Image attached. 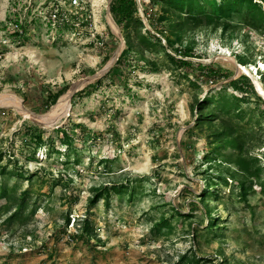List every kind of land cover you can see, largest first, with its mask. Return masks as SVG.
<instances>
[{
    "label": "rangeland",
    "instance_id": "obj_1",
    "mask_svg": "<svg viewBox=\"0 0 264 264\" xmlns=\"http://www.w3.org/2000/svg\"><path fill=\"white\" fill-rule=\"evenodd\" d=\"M51 1L0 0V264H264V22Z\"/></svg>",
    "mask_w": 264,
    "mask_h": 264
},
{
    "label": "trees",
    "instance_id": "obj_2",
    "mask_svg": "<svg viewBox=\"0 0 264 264\" xmlns=\"http://www.w3.org/2000/svg\"><path fill=\"white\" fill-rule=\"evenodd\" d=\"M173 7L181 12L187 13L188 15L197 14H214L220 17H229L233 13L239 14L244 20L251 25L258 26L264 22V8L259 0H168ZM264 3V0H263ZM207 5L210 6V10H207ZM112 12L117 16V23L120 25L125 21L133 19L134 15L138 12V1L137 0H115L111 5ZM209 11V12H208ZM186 55H192L191 50H185ZM123 56V55H122ZM121 56V57H122ZM182 63H189L187 60L181 59ZM203 64V63H200ZM62 91L56 93L52 101L56 102L62 95ZM35 139L42 143L43 137L41 133L35 136ZM24 196L20 199L12 198L9 196L7 188H3L0 194L1 198H6L8 203H16L18 210L9 218V221H14L25 215V210L28 206L27 197L28 191H25ZM95 203V200L94 202ZM36 208L33 210L35 211ZM85 231L90 232L88 226ZM186 259L182 261L184 263ZM193 264H200V259L192 260Z\"/></svg>",
    "mask_w": 264,
    "mask_h": 264
},
{
    "label": "built area",
    "instance_id": "obj_3",
    "mask_svg": "<svg viewBox=\"0 0 264 264\" xmlns=\"http://www.w3.org/2000/svg\"><path fill=\"white\" fill-rule=\"evenodd\" d=\"M90 5L91 0H52L41 8L40 17L51 40L77 41L87 33L94 36L92 23L89 17L85 18Z\"/></svg>",
    "mask_w": 264,
    "mask_h": 264
},
{
    "label": "bare ground",
    "instance_id": "obj_4",
    "mask_svg": "<svg viewBox=\"0 0 264 264\" xmlns=\"http://www.w3.org/2000/svg\"><path fill=\"white\" fill-rule=\"evenodd\" d=\"M51 122H53V121H48V123H51Z\"/></svg>",
    "mask_w": 264,
    "mask_h": 264
}]
</instances>
